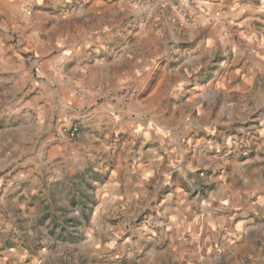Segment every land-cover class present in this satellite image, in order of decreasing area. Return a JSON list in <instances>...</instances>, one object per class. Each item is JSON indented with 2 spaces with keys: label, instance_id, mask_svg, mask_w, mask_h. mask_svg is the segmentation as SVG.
Returning a JSON list of instances; mask_svg holds the SVG:
<instances>
[{
  "label": "clouds",
  "instance_id": "9594fccd",
  "mask_svg": "<svg viewBox=\"0 0 264 264\" xmlns=\"http://www.w3.org/2000/svg\"><path fill=\"white\" fill-rule=\"evenodd\" d=\"M0 264H264V0H0Z\"/></svg>",
  "mask_w": 264,
  "mask_h": 264
},
{
  "label": "rangeland",
  "instance_id": "374dc122",
  "mask_svg": "<svg viewBox=\"0 0 264 264\" xmlns=\"http://www.w3.org/2000/svg\"><path fill=\"white\" fill-rule=\"evenodd\" d=\"M27 55H31L32 53H26Z\"/></svg>",
  "mask_w": 264,
  "mask_h": 264
},
{
  "label": "crops",
  "instance_id": "0c3cea01",
  "mask_svg": "<svg viewBox=\"0 0 264 264\" xmlns=\"http://www.w3.org/2000/svg\"><path fill=\"white\" fill-rule=\"evenodd\" d=\"M28 53H31V52H28ZM36 55L38 56V53Z\"/></svg>",
  "mask_w": 264,
  "mask_h": 264
}]
</instances>
